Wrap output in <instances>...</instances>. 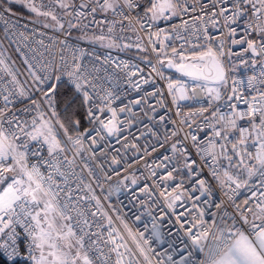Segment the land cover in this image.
I'll return each mask as SVG.
<instances>
[{"label":"built area","instance_id":"obj_1","mask_svg":"<svg viewBox=\"0 0 264 264\" xmlns=\"http://www.w3.org/2000/svg\"><path fill=\"white\" fill-rule=\"evenodd\" d=\"M111 2L112 8H104V0L23 2L34 5L41 13H49L44 16L49 18L50 25L20 15L0 1V110L5 119L15 117L31 131L33 119L39 122V112L32 102L41 104L40 111L50 114L55 111V96L49 108L29 75V65H60L62 56L69 62L77 57L95 88L89 89L92 103L85 105L87 128L61 144L63 151L56 156L60 171L68 174V184L44 163L54 161L42 139L21 136L17 141L18 145L27 141L26 163L29 167L36 164L45 178L51 174L64 189L58 198L61 206L70 187V207L75 206L85 216L66 211L71 220L61 221L71 224L77 237L84 236L85 249L94 264H116L118 259L122 264H182L185 260L199 264L204 254L198 249L193 251L187 229L192 228L193 234L204 228L214 230L213 213L219 222L227 212L225 219L231 223V217L245 210L238 205L244 206L248 200L246 207L256 209L260 194L264 193L260 176L249 178L239 164L241 157L232 150L239 132L230 130L227 140L215 135L223 128L222 123H217L220 116L232 115L233 106L236 112H246L245 101L258 96L255 89L264 91V53L255 56L248 48V40L255 42L257 52L264 43V32L259 31L264 28V9L257 12L252 5L260 8L259 0H251L241 3V14L234 15L240 0H174L187 11H177L175 15L166 11L167 19H153L147 11L153 0ZM221 8L227 9L223 15ZM89 35L103 36L119 46L93 43L85 39ZM209 47L223 53L220 59L225 68V83L188 78L163 67L165 61L173 58L172 48L191 57L193 50L198 54ZM18 67L28 77L23 79ZM250 78H254L253 88L248 86ZM51 82L71 87L67 77L58 82L53 76ZM169 84L182 89L187 98L180 99L177 94L174 103ZM21 89L24 96L20 95ZM218 89H223L220 98L213 99ZM233 89L240 99L233 96ZM229 96L233 98L230 100ZM89 109L94 114L91 118L87 115ZM109 120L117 129L111 135L101 123ZM237 125L249 127L250 118L238 119ZM4 127L9 125L4 123ZM13 130L18 133V129ZM221 146L226 152H222ZM247 147L255 154L251 141ZM227 156L232 157L231 161ZM245 159L250 166L256 163ZM213 170L224 183L212 175ZM225 172L247 179L248 184L237 188L227 180ZM201 180L205 182L203 188ZM169 194L180 195L181 199L173 203ZM201 212L203 226L197 223ZM85 218L87 225L82 222ZM248 218L251 220V215ZM16 230L15 245L8 239L7 230L0 233V244L7 242L8 252L16 247L19 255L9 260L0 249V256L9 263L33 264L29 256L31 240L19 225ZM110 240L115 243H108ZM210 242L211 236L203 241Z\"/></svg>","mask_w":264,"mask_h":264},{"label":"snow or ice","instance_id":"obj_2","mask_svg":"<svg viewBox=\"0 0 264 264\" xmlns=\"http://www.w3.org/2000/svg\"><path fill=\"white\" fill-rule=\"evenodd\" d=\"M17 2H25V0H17ZM251 2V0H240L235 5L237 12L234 15H240L241 3ZM127 3V0H125ZM260 8H256L253 4L252 7L260 12L264 9V0H259ZM30 6L33 12H38V9L34 5ZM131 6V5H129ZM61 7H67L66 4H61ZM86 7V5H81ZM104 8H112L114 4L111 0H104ZM94 12L95 9H92ZM152 13V18L157 19L164 17L166 11H172L173 15L177 11H187V9H180L178 3L174 0H160L159 3L153 0L152 7L147 10ZM227 11L226 8H221L220 14L223 15ZM42 15H49L47 12L39 13ZM79 14V13H78ZM53 19L55 17L53 16ZM233 34L235 30H232ZM259 31L264 32V28H260ZM99 39L103 40L101 36ZM238 43V42H234ZM255 42L248 40V48L252 49L254 55L264 53V43H262L260 51L257 52L255 48ZM153 51H156L154 48ZM163 49H161V52ZM222 52L214 51L211 47L207 51L196 53L193 50L191 57L184 54L183 51L178 52L176 48H172V59L168 60L169 67H175L178 71L183 72L185 75L194 79L207 80L209 77H213L219 83H225V68L223 61L220 57ZM179 56V59L175 57ZM62 64L53 65L51 63L38 62L37 65H29V75L37 85V91L43 93V102L47 103L49 108L53 106V97L56 95L59 83H52L53 76L56 81H62L64 77H67V83L74 88L72 96L82 95V103L84 105H90L92 103V95L89 89L95 88V85L89 79V75L85 74L82 70V65L78 61V58L73 56L71 62L61 57ZM2 63V61H0ZM264 75V73H262ZM264 83V80L261 81ZM44 86V87H41ZM249 88L254 87V78H250L248 82ZM169 92L173 94L175 103V96L179 94L180 99L187 98L182 89L176 88L174 84H169ZM258 96H253L251 101H245L248 110L246 112H236L235 106H233V114L230 116H220L217 123H222V130L215 132L216 136H222L225 140L228 139L227 133L231 131H238L239 137L232 143V150L238 156L241 157L239 164L247 171L248 177L259 175L260 182L264 184V91L255 89ZM71 91V89H69ZM213 90H210L209 94H212ZM20 95L24 96L23 89L20 90ZM193 95H196L193 93ZM233 96L240 99L236 95V89H233ZM233 96H229L231 100ZM213 99H219L220 93L216 92ZM5 101H8V97H4ZM71 98L68 103L71 104ZM39 112V122L37 119L32 121V130H27L26 123H21L13 117L12 119H5L4 111L0 110V185L7 182L5 173L12 172L16 175L13 176L10 183H7L6 187L0 190V233H5L7 230V237L15 245L17 239L16 226L19 225L24 229L27 237L31 240L29 244V256L33 261V264H94L92 258L88 255V250L85 249L84 236H76L71 224L60 225L57 228L55 223V217H59L60 220H71V217L66 215V211H75L77 216L84 217L83 211L77 209L75 206L70 207L72 201V191L69 187L65 192L67 200L61 206L59 202L60 192L64 189L60 188V185L56 183L53 176L50 174L45 178L36 164L29 165L26 163L27 141L23 144H17L21 136L36 140L38 137H43L44 142L48 145L49 156L53 158L54 162L44 161L48 164L54 172L65 178V184H68L67 176L65 172H61L59 168V161L56 160V156L60 151H63L61 142L56 137L51 122L44 119V112L40 111L41 104L36 101L32 102ZM88 117H93V112L89 109L87 113ZM55 116V111H53ZM115 113H113V117ZM216 116V113H213ZM250 118L249 127H238L237 120ZM258 118V122H257ZM163 119V117L161 118ZM207 119V118H206ZM4 123L9 125L8 128L4 127ZM78 123V122H77ZM103 126L108 130L111 135L117 131L113 120L104 123ZM63 127V125H61ZM13 129H18L17 131ZM196 139L195 136L192 137ZM69 140L72 137L69 136ZM251 141L252 147L256 148L255 154L248 150V143ZM75 143H80L79 139ZM214 147V145H213ZM222 152H226L223 146H221ZM175 151V145H173ZM35 155V153H34ZM254 160V165H249L245 159ZM231 161L232 157H226ZM215 159V157H213ZM11 160V163H5ZM19 168V173H17ZM212 175L221 183L225 181L217 174L215 170L212 171ZM227 180L235 183L236 187H242L248 184L247 179H242L240 176H233L228 172H225ZM172 178V174H168V179ZM205 182L200 181V185L203 188ZM163 195V193H162ZM255 196V193H253ZM261 199L256 204V209L247 208L249 204L248 200L244 201L243 207L245 210H241L238 216L231 217V223H229L225 217L228 213L225 212L219 222L216 221V214H212L214 230L211 228H204L203 231L193 234V229L188 228L187 232L192 238V244L194 246L193 251L199 250L204 254V258L199 261V264H264V193H261ZM94 198V197H93ZM169 198L173 203L181 199L180 195L174 197L169 194ZM199 199V197H197ZM97 203H99L97 201ZM173 203L169 204V207H173ZM42 205V207H41ZM219 209L220 205H216ZM95 215V214H93ZM181 217L183 213L179 214ZM249 215L252 219L249 220ZM201 218L197 220V223L201 226L205 224L202 219L204 213L201 212ZM139 219V217H137ZM259 221V223H257ZM83 224L87 225V219H83ZM78 224L81 221H77ZM67 227L68 231L65 233L63 228ZM127 227V225H125ZM196 224L193 225V228ZM35 229V231H33ZM81 231L87 235L84 228ZM143 236V234H140ZM211 236V242L204 244L203 241H207ZM68 237H73L76 240L78 247L76 248L75 255H72L70 251H64L63 249H71L73 245L67 241ZM59 241H65L64 244H60ZM96 241H91V244H95ZM108 243H115L114 240L108 241ZM147 243V241H145ZM9 244L7 242L0 244V249L4 250L9 260H12L15 256L19 255L16 247H12V251L8 252ZM45 247L48 249L47 256H45ZM91 245L88 246L90 249ZM35 250L40 251V256L37 258L34 255ZM115 251V249H110ZM141 252L143 250L141 249ZM121 255V254H117ZM49 257L51 259H49ZM116 264H122V260L118 259ZM182 264H195V261L185 260Z\"/></svg>","mask_w":264,"mask_h":264},{"label":"rangeland","instance_id":"obj_3","mask_svg":"<svg viewBox=\"0 0 264 264\" xmlns=\"http://www.w3.org/2000/svg\"><path fill=\"white\" fill-rule=\"evenodd\" d=\"M13 4L12 5H20L22 8H24V10L30 14L32 17H34L35 19H37L38 21H41V22H44L46 24H50L52 25V23L46 19L44 15L42 14H39L41 12H33L30 8V6H27L25 5L23 2H17V1H13L12 2ZM86 40L88 41H91L93 43H98V44H105V45H108V46H119L117 43L115 42H111V41H108V40H101L99 39V37L95 36V35H89L87 37H85ZM18 69L20 70L21 74H22V78L25 79L27 76L26 72L24 70H22L21 68L18 67ZM22 70V71H21ZM223 89H218L216 92H221ZM44 112V119L45 120H48L51 122L50 126L52 127L56 137L59 139V141L61 142V144L65 143V141H67V139L69 138V136H71L75 131L77 132V130L74 128L72 130H70L68 128V125H66L63 120H62V116L60 115V113L58 112L57 108H56V99H55V116H53V113H47L45 111H42ZM61 125H63V127H61ZM40 139H43V137H38ZM6 164L7 163H11V160L9 161H6L5 162ZM17 173H19V168H17ZM5 177L7 178V182L3 185H0V190H2L3 187H6L7 186V183H10L11 182V179L13 178L14 173L12 172H8V173H5L4 174ZM42 207V205H41ZM53 216L55 217V223H56V226L57 228H59L60 225H64V223L59 219V217L56 216L55 213H53ZM63 232H67L66 230V227L62 229ZM67 241L70 242L73 247L71 249H68V248H65L63 249L64 251H70L72 255H75V251H76V244L75 242L73 241L72 237H68L67 238ZM60 244H64L65 241H59ZM36 252H40L39 250H36ZM44 253L47 254L48 253V249L47 247H45V250H44ZM49 259H51L49 257Z\"/></svg>","mask_w":264,"mask_h":264},{"label":"trees","instance_id":"obj_4","mask_svg":"<svg viewBox=\"0 0 264 264\" xmlns=\"http://www.w3.org/2000/svg\"><path fill=\"white\" fill-rule=\"evenodd\" d=\"M0 1L8 9L20 15L35 19L30 14H28L24 10V8H22L20 5L18 6L12 5L13 4L12 2L17 1V0H0ZM45 18L49 20L48 17H45ZM131 52L141 53L140 51H131ZM59 85L60 86L57 89L55 99H56V108L58 112L60 113V115L62 116L63 122L66 125H68V128L70 130L74 128L77 130V132L85 130L87 128V122L85 119V105L82 103L83 98L80 95L73 97L72 92H74V88L69 87L65 83H62ZM69 89H71V91H69ZM69 98H71V100L74 102L69 104L68 103ZM77 132L75 131L74 133H77ZM0 264H26V263H17V262L9 263L0 256Z\"/></svg>","mask_w":264,"mask_h":264},{"label":"water","instance_id":"obj_5","mask_svg":"<svg viewBox=\"0 0 264 264\" xmlns=\"http://www.w3.org/2000/svg\"><path fill=\"white\" fill-rule=\"evenodd\" d=\"M56 27L59 28L60 26H59V25H56ZM250 51H251L252 54H253L252 49H250ZM253 55H254V54H253ZM255 56H257V55H255ZM163 67H164V69H165L167 72H171V73H175V74H178V75H182V76H185V77H188V78H192V77H190V76L185 75L183 72L178 71L175 67H169V65H168V60L164 62ZM193 79H194V78H193ZM197 80L207 81V82H210V83H219V82H217L213 77H209V79H207V80H204V79H197Z\"/></svg>","mask_w":264,"mask_h":264},{"label":"crops","instance_id":"obj_6","mask_svg":"<svg viewBox=\"0 0 264 264\" xmlns=\"http://www.w3.org/2000/svg\"><path fill=\"white\" fill-rule=\"evenodd\" d=\"M57 217H58V216H57ZM35 256H36L37 258H39V256H40V252H36ZM45 256H47V254H45Z\"/></svg>","mask_w":264,"mask_h":264}]
</instances>
